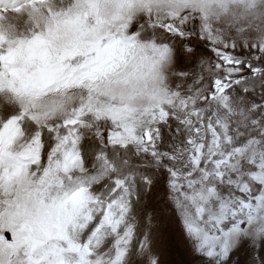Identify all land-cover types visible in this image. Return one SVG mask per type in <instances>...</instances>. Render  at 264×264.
<instances>
[{"label":"clouds","instance_id":"obj_1","mask_svg":"<svg viewBox=\"0 0 264 264\" xmlns=\"http://www.w3.org/2000/svg\"><path fill=\"white\" fill-rule=\"evenodd\" d=\"M0 224V264L264 250V0H0Z\"/></svg>","mask_w":264,"mask_h":264},{"label":"rangeland","instance_id":"obj_2","mask_svg":"<svg viewBox=\"0 0 264 264\" xmlns=\"http://www.w3.org/2000/svg\"><path fill=\"white\" fill-rule=\"evenodd\" d=\"M237 92L239 94H244L243 89H240L237 86ZM247 96L253 100H256L257 102H259L258 98L256 95H253V93L251 91H249L247 93ZM8 236H10V234H6ZM170 244H171V254L173 256V258H175V253L176 252H180L181 257H183L185 259V261L187 262L188 257L187 255L184 253V251L182 249H179L178 245L175 244V236H171L170 238ZM239 257V259L237 260V264H256V260L258 258H264V250L261 251V257L260 255L255 251V250H250L247 248L241 249L236 253L232 254V258L235 259Z\"/></svg>","mask_w":264,"mask_h":264},{"label":"snow or ice","instance_id":"obj_3","mask_svg":"<svg viewBox=\"0 0 264 264\" xmlns=\"http://www.w3.org/2000/svg\"><path fill=\"white\" fill-rule=\"evenodd\" d=\"M257 199H261V198L258 197ZM242 207H245V208L249 209V215L246 218V222L249 223V224H252L256 220V216H254L252 214V211H251L252 210V205L242 202ZM257 207H259V206H257ZM233 215L235 216L236 213L234 212ZM244 222H245L244 220H236L232 231H239L240 227L243 225ZM3 227H5V225L0 224V228H3ZM192 230L195 231L194 228ZM260 230H264V226H262V228ZM214 254L215 253L212 252V251H209V253H208V255H214ZM221 254L224 257L230 258V250H229V245L227 243L222 247Z\"/></svg>","mask_w":264,"mask_h":264},{"label":"crops","instance_id":"obj_4","mask_svg":"<svg viewBox=\"0 0 264 264\" xmlns=\"http://www.w3.org/2000/svg\"><path fill=\"white\" fill-rule=\"evenodd\" d=\"M261 251H262V250H261ZM261 251L258 252V254L260 255V257H261Z\"/></svg>","mask_w":264,"mask_h":264}]
</instances>
